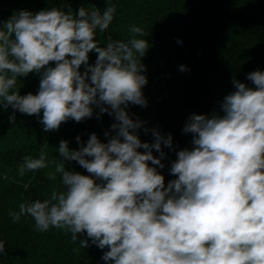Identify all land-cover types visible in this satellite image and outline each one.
Wrapping results in <instances>:
<instances>
[{"label": "clouds", "instance_id": "9594fccd", "mask_svg": "<svg viewBox=\"0 0 264 264\" xmlns=\"http://www.w3.org/2000/svg\"><path fill=\"white\" fill-rule=\"evenodd\" d=\"M106 5L19 9L0 23V106L13 110L10 123L16 111L37 115L45 131L90 118L96 109L97 118L114 119L106 141L93 132L85 143L76 137L78 149L59 142L60 160L48 178L59 174L62 190L10 210L13 223L30 216L38 231L65 229L74 241L85 233L104 250L105 264H264V70L247 73L254 88L232 79L234 91L219 102L222 115L187 117L182 131L192 134V147L176 151L175 179L166 184L158 168L165 167L163 148L173 149L172 135L144 127L128 111L147 107L141 57L150 45L133 25L127 41L109 37L100 46L97 31L108 29L116 12ZM29 73L39 74L38 89L21 95L17 80ZM141 129L153 142L140 139ZM65 160L89 175L66 170ZM45 167L44 153L24 156L19 173ZM6 254L0 240V255Z\"/></svg>", "mask_w": 264, "mask_h": 264}, {"label": "trees", "instance_id": "16d2710c", "mask_svg": "<svg viewBox=\"0 0 264 264\" xmlns=\"http://www.w3.org/2000/svg\"><path fill=\"white\" fill-rule=\"evenodd\" d=\"M106 4L116 5V12L108 29L97 31L100 46L109 37L127 41L134 35L130 31L133 25L142 29V38L150 45L141 57L148 104L129 105L128 111L134 119L143 120L144 127L172 135L173 149L163 148L165 167L158 168L167 184L175 179L170 162L176 159V151L192 147V134L182 131L187 117L191 113L222 115L219 102L234 91L232 79L254 88L247 73L264 70V0H0V23L19 9L35 12L57 7L75 12L80 6H95L103 11ZM178 38L182 44L176 42ZM89 57L92 63L96 54L90 52ZM181 64L187 71L179 70ZM39 80L35 73L19 77L20 94H35ZM12 111L0 106V240L5 241L7 253L0 255V264H105L101 259L104 250L91 244L85 233L74 241L65 229L50 227L40 232L32 217L22 216L13 223L9 211H18L21 203L49 199L52 191L62 190L59 174L55 180L48 178L60 160L59 142L67 140L69 149H78L76 137L85 143L93 132L106 141L103 133L110 129L113 117L104 113L97 118L96 109L90 118L69 119L57 130L45 131L35 114L16 111L15 124L10 123ZM139 137L153 142L151 132L145 134L141 129ZM41 153L47 167L20 175L23 157L39 158ZM153 154L158 155L155 150ZM63 162L66 170L89 175L78 162ZM80 240H89L88 246Z\"/></svg>", "mask_w": 264, "mask_h": 264}]
</instances>
